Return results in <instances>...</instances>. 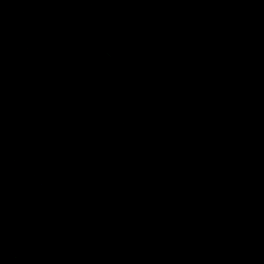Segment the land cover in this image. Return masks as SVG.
<instances>
[{
	"label": "water",
	"instance_id": "obj_1",
	"mask_svg": "<svg viewBox=\"0 0 264 264\" xmlns=\"http://www.w3.org/2000/svg\"><path fill=\"white\" fill-rule=\"evenodd\" d=\"M0 264H264V0H0Z\"/></svg>",
	"mask_w": 264,
	"mask_h": 264
}]
</instances>
